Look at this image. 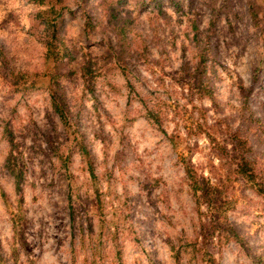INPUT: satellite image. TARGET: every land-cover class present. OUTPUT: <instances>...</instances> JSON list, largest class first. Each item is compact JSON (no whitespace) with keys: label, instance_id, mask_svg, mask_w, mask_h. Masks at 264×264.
Listing matches in <instances>:
<instances>
[{"label":"rangeland","instance_id":"1","mask_svg":"<svg viewBox=\"0 0 264 264\" xmlns=\"http://www.w3.org/2000/svg\"><path fill=\"white\" fill-rule=\"evenodd\" d=\"M137 1L149 0H64L54 63L38 12L59 5L0 0V264H175L177 250L180 264H204L199 251L219 264H264V198L238 172L233 138L248 139L264 181V0H164L163 12ZM203 47L214 99L195 83ZM187 166L215 187L247 250L196 205Z\"/></svg>","mask_w":264,"mask_h":264},{"label":"trees","instance_id":"2","mask_svg":"<svg viewBox=\"0 0 264 264\" xmlns=\"http://www.w3.org/2000/svg\"><path fill=\"white\" fill-rule=\"evenodd\" d=\"M35 3L38 4H46L48 6L54 7L57 4L59 5V9L57 11L52 10H44L39 11V16H41L42 23H44L45 28L49 31V34L47 35V41H45V46L47 48L48 54L53 60L54 63H57L62 59L61 52L57 49V45L54 42V39L58 36V29L59 24L62 19L63 10L67 8V6L63 3L64 0H32ZM172 4L178 5L180 3L179 0H171ZM190 3L193 2V0H188ZM251 8L252 3L248 1ZM139 3L140 8H143L144 6H155L162 11L163 5L165 3L164 0H149L146 2L137 1ZM162 7V8H161ZM51 12V13H50ZM192 30L196 34H200V29L196 22L192 25ZM126 29H122L121 27L117 26L115 27V34L117 38V43L120 44L123 48L122 50H125L126 47H129V37L126 34ZM198 60L196 62V65L194 67L193 73H195V83L199 88V91L201 92V95L207 96L210 99H214V91L213 87L210 85V83L206 80L207 72L209 71V68L212 64H208L209 60H213L214 58L211 57L210 51H208L205 47L201 48L200 51L197 52ZM0 60L4 64L5 60L2 55V51L0 50ZM264 66V62H261V66H259V70L262 69ZM258 70V69H257ZM258 75H255V79ZM20 76L15 75L12 77L13 84H17V80H19ZM59 75L56 73L51 72L50 78H49V93L50 98L52 102V106L54 111L58 114V118L61 121V123L64 126L68 125V117H67V105L64 99V90L62 86L60 85L59 81ZM132 89V88H131ZM241 92L244 94L245 97L248 96V94L251 92V89H247L245 93V88L243 86L240 87ZM138 96V95H136ZM139 97V96H138ZM140 101L142 104H144V99L140 98ZM245 103V102H244ZM152 114V113H151ZM233 138H235L236 145L238 148H240L242 151V157L240 158V161L238 163L239 170L238 172L249 182L251 183V187L255 190V192L262 196L264 198V181L257 180L258 173L253 167L252 162L246 157V153H248V148L246 147L247 144H249L248 139L241 140L237 137V135L234 133ZM78 151L80 155L82 156L83 160L85 161L87 170L89 172V175L92 178H95V172L92 164V159L90 152L88 151L87 147L82 144L78 143ZM185 178L189 184L190 189L193 192V195L195 196V203L196 205L204 204L208 208L212 209L213 212L212 215L216 216V220L212 221V226L215 229H221V223L224 224V217L221 215V211L219 209L221 208V203H216L214 201L216 195H215V187L210 183V181L207 178L199 177L196 172H193V169L190 167L185 168ZM70 199V197H68ZM226 224V225H225ZM224 227L222 228L224 232V238L226 242L228 241H234L239 247H241L244 250H247L244 238L240 233L238 232L237 228L233 226L232 224L225 222ZM221 236L219 237V241H221ZM173 249V247H171ZM200 255L198 257H201L204 264H219L216 260V258L208 251H203L201 253L199 251ZM173 257L175 260V264H180L181 261V252L179 250L175 251L173 253ZM196 257V258H198Z\"/></svg>","mask_w":264,"mask_h":264}]
</instances>
